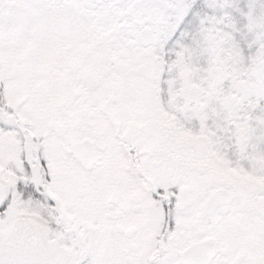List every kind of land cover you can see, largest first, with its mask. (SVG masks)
I'll list each match as a JSON object with an SVG mask.
<instances>
[{
	"label": "snow or ice",
	"instance_id": "snow-or-ice-1",
	"mask_svg": "<svg viewBox=\"0 0 264 264\" xmlns=\"http://www.w3.org/2000/svg\"><path fill=\"white\" fill-rule=\"evenodd\" d=\"M0 264H264V0H0Z\"/></svg>",
	"mask_w": 264,
	"mask_h": 264
}]
</instances>
